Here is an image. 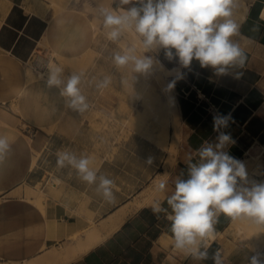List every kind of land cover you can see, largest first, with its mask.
<instances>
[{"label":"crops","instance_id":"obj_1","mask_svg":"<svg viewBox=\"0 0 264 264\" xmlns=\"http://www.w3.org/2000/svg\"><path fill=\"white\" fill-rule=\"evenodd\" d=\"M23 1L0 0V106L6 107L5 112L9 114L0 113V138L10 145V152L0 162V261L6 263L25 262L38 256L51 243L84 229L87 219L77 213L82 198L91 199L87 211L92 212L93 205L97 211L102 210L105 197H93V190L101 183L102 175H116L119 181L111 185L113 192L124 187L123 175L130 174L125 166L104 173L105 167L115 166L104 159L94 171L96 180L88 184L77 169L71 167L66 175H53L63 179L62 187L56 189L54 186L55 190L45 188V211L27 199L24 193L14 194L18 188L23 191L26 186L36 188L43 181L41 159L37 158L35 168L31 169L35 153L39 155L49 147L56 149L61 140L62 143L66 142L65 139L72 141L78 133L77 124L67 111L66 97L61 95L63 88L60 85L49 87L48 78L27 82L26 63H32L36 58L35 51L41 42L47 44L42 59L52 52L63 57H78L91 49L94 35L91 19L81 10L66 8L53 14L46 6L31 4L33 11L28 12ZM243 2L245 7L243 4L236 7L233 17L240 26L239 35L233 40L246 54L243 67L230 66L226 74L217 75L214 69L202 68L197 61L184 68L178 64V58L170 61L163 55L168 65L159 58L167 67L181 68V73L173 79L185 132L173 170L166 179V190L159 200L166 211L156 214L152 211L153 204L144 205L119 231L81 258L80 264L196 262L191 255L185 257L173 245L166 247L160 242L166 236L172 238L167 219L171 209L166 197L173 192L177 179L188 177L187 156L191 155V163H198V149L204 142L213 146L218 143L219 132L213 131L217 115L230 114L232 117L221 131L230 134L235 141L223 149L235 159H242L247 152L257 153L256 142L264 143V0ZM135 3L137 0H131L128 5L112 0L118 12ZM161 53L158 52L160 56ZM14 119H18L21 126ZM50 127H54L52 133L44 131ZM150 178L151 175L147 179ZM248 180L264 182V176L248 177ZM129 197L121 199L104 214L108 215L132 201L127 200ZM154 199L155 194L148 203H154ZM237 222L220 214L215 225V240L209 241V258L197 260L199 264H214L211 256L218 248L224 264H250L254 250L264 252V245L253 248V241L235 231ZM54 224L57 231L49 236V227ZM221 235L224 237L222 241ZM231 239L238 244H231ZM214 243L218 248L212 247ZM201 250H204L203 246Z\"/></svg>","mask_w":264,"mask_h":264},{"label":"clouds","instance_id":"obj_2","mask_svg":"<svg viewBox=\"0 0 264 264\" xmlns=\"http://www.w3.org/2000/svg\"><path fill=\"white\" fill-rule=\"evenodd\" d=\"M130 2L120 0L123 5ZM236 3L237 0H137V3L119 12L101 8L100 13L104 28L111 29L107 33L110 40H118L125 29H134L142 38L140 45L145 52L162 51L170 61L178 57L179 64L184 68L197 61L202 68L210 67L221 75L226 74L230 66L243 67L246 59L240 44L233 40L239 35L240 27L233 18ZM113 59L119 67L133 62L137 73H147L154 65L153 59L147 55L137 57L117 53ZM61 72L59 67L50 71L47 80L49 87L62 83L59 79ZM109 82L106 78L99 87H107ZM79 84L80 76L72 75L61 95L70 98L65 101L66 107L83 113L89 104L81 94ZM174 84L175 81L169 83L168 89L171 90ZM231 120L230 114L214 117L213 131L219 132L218 143L213 146L204 142L198 149V163H191V155L187 156L188 177L177 179L173 192L166 197L171 209L167 219L170 221L173 246L185 257L191 255L197 260L209 258L207 249L211 247L209 241L215 240V225L220 214L234 221L248 220L264 230V182L249 181L245 164L223 150L235 144L230 134L221 131ZM9 152L10 145L0 138V162ZM57 157L58 166L63 167L67 161L88 184L96 180V173L89 169V158L77 160L67 151L58 152ZM145 163L151 166L152 158ZM112 184V180H101L104 196L109 203L114 200ZM166 187L167 181L162 179L156 185V190L165 192ZM152 211L159 214L166 210L159 201H155ZM211 258L214 264H224L219 248ZM250 264H264V252L254 250Z\"/></svg>","mask_w":264,"mask_h":264},{"label":"rangeland","instance_id":"obj_3","mask_svg":"<svg viewBox=\"0 0 264 264\" xmlns=\"http://www.w3.org/2000/svg\"><path fill=\"white\" fill-rule=\"evenodd\" d=\"M26 1L29 2V5L35 4L36 7L39 5L46 6V8L51 11V0ZM80 1L81 2H79V4H73L68 9L83 11L92 22V14L91 12L85 11L84 5L95 8L96 1ZM237 2L238 3L236 4L238 5H236V7H239L240 4H243V8L245 7L243 0H237ZM235 8L234 10H236ZM103 26L104 25L102 22L99 26V29L96 30L94 28L93 31L94 35L91 50L94 51V59L91 65L82 72L72 70L68 67L61 68L62 72L59 74V79L62 81V83L60 86L64 89L68 79L72 75H79L80 84L78 87L81 94L85 96L86 102L89 104V108L85 112L80 113L79 111L67 107V111L71 114L75 123L77 124L78 133L72 141L65 139L66 142L62 143L63 140H61L56 149L49 147L43 153L37 155V158L41 159L42 162V165H40V171L44 177L43 181L37 184L36 188L31 187L32 189L41 191L43 194H45L46 190H55V187L57 186L54 187L50 184L46 185L48 176L50 174L66 175L67 172L70 171V168L73 166L67 161H65L63 167L57 165L58 152L67 151L71 155H74L77 160L83 157L89 158L91 161L89 164V169L91 171L98 170L104 159L107 161L106 163L109 162V165H111L110 162L115 164V166L111 165L105 167L103 170L104 173H111L112 169L116 170L118 169L117 167L122 168L125 166L126 171L130 174L123 175V181H125V185L122 189H119V191L113 190L114 200L112 203H109L108 198L104 196V189L101 187V183H99L97 188L93 190V197L95 199L105 197V204L102 210L97 211L93 205V207H91L93 211H87L86 206L89 205L91 199L90 197L86 196L82 198L83 200L80 203L77 213L79 215H84L87 219L85 221L86 225L84 229L97 224L98 221H100L106 215L104 214V211H108L109 208L127 196H130L127 200L134 201L141 198L142 195L146 194L147 192L151 191L155 194L156 199L154 200L159 201L163 196V192H158L156 190V185L160 180H162V177L166 176L165 174L167 171L170 173L173 170V168L169 170V168L167 169L164 166L167 156L166 153L156 146L154 142L145 139L142 135L135 132L129 126L128 121L130 118H134L136 115H138V120L140 118H144L145 115L148 117L150 116L151 119L156 118L158 114L160 115L158 108L163 102L161 93L164 96L165 88L159 81L157 72L153 71L152 69H150L147 73H137L134 71V63L131 61L123 67L117 66L113 59L117 53L121 55L128 53L129 55H135L137 57L141 56L136 50L129 52L128 50L132 48L122 45L121 38L116 41L110 40L107 36V33L105 31L102 32ZM149 52L150 54L147 56H150L152 59L160 58L158 50H151ZM49 56L50 55H48V57ZM48 57L41 59L45 61L48 59ZM177 58L178 57L174 58V60ZM106 78L110 81L107 87H99V85ZM173 81H175L173 77L170 78V82L172 83ZM172 90L177 98L178 93L176 87L174 86ZM158 99L161 100L159 101ZM5 110L6 107L0 106L1 115L5 114L9 116ZM14 120L17 125L21 126V122L18 119ZM183 128L184 124L182 122L181 135H185ZM260 151L261 147H259L258 152ZM258 152L253 155H257ZM148 158H152L153 160L151 166L145 163ZM150 175L152 178L147 179ZM102 176L103 178L112 180L113 182L119 181L116 178V175L107 174ZM60 186L63 185H59L58 187L60 188ZM25 189L26 187L23 191L22 188L23 193L25 192ZM147 204L153 203L150 202ZM73 214L75 215V213ZM84 229L80 231H74L72 235L80 233ZM69 238H71V236H67L62 240H57L45 248L60 246ZM220 241H222V239ZM231 244L238 243L231 239ZM218 245L220 244L218 243ZM23 263L25 262L6 263L0 261V264ZM80 263L81 260H77L71 264Z\"/></svg>","mask_w":264,"mask_h":264},{"label":"bare ground","instance_id":"obj_4","mask_svg":"<svg viewBox=\"0 0 264 264\" xmlns=\"http://www.w3.org/2000/svg\"><path fill=\"white\" fill-rule=\"evenodd\" d=\"M96 6L95 8L84 5L85 11L91 12L92 14V23L96 30L99 29L100 24L103 22V16L100 13L101 8H110L117 11L112 5V0H95ZM80 0H51L50 1V9L51 12L56 13L57 11L68 9L73 4H79ZM23 7L26 11L32 12V8L29 5V2L24 0ZM118 12V11H117ZM52 14V13H51ZM264 17V13H263ZM103 31L108 33L111 29H106L104 26L102 27ZM99 32V31H98ZM101 32V31H100ZM122 39L121 43L124 46L135 49L140 56L148 55L150 52H145L141 45L140 41L142 40L138 34L135 33L134 29H125L120 36ZM47 48V44L41 42L40 45L36 49L35 57L40 58L42 55V51ZM48 59L44 61V69H34V66L31 62L26 63V77L27 82H31L40 78H48V74L50 71L55 70L57 67H68L72 70L82 72L87 69L88 66L91 65L94 59V51L89 50L86 53L70 58L63 57L54 52L49 54ZM154 65L152 70L157 72L159 81L165 88L163 102L158 108L160 115L154 119H151L150 116H144V118H140L138 120V115L134 118H130L129 126L137 133L142 135L145 139L150 140L155 143L162 151L166 153L165 167L171 170L178 157L179 149L181 144L183 143V138L181 135L182 131V119H181V109L179 102L173 92V90L168 89V85L170 82V78L178 76L181 73V68H171L165 66L160 59H153ZM41 73H43V77H41ZM160 97V98H162ZM165 98V99H164ZM70 98L66 97V100ZM159 101L161 99H158ZM161 103V102H158ZM154 104V103H153ZM157 104V103H156ZM155 104V105H156ZM15 107V106H14ZM144 113V112H143ZM143 117V116H142ZM153 117V116H151ZM54 127L44 128V131L47 133H52ZM261 147V151L258 152L257 155H253L250 152H247L246 156L240 161H242L248 172V177L255 179L257 177L264 176V143L256 142L255 144ZM37 153L33 156V162L31 169H34L37 162ZM166 176L169 175V171L166 172ZM166 176L162 177V179L166 180ZM166 177V178H165ZM160 178V177H159ZM63 180V179H62ZM59 178L55 179V182L58 185H63L64 181ZM156 180V179H155ZM158 184V183H157ZM58 187V186H57ZM56 187V189H57ZM62 187V186H60ZM153 187V186H152ZM59 188V187H58ZM151 189V188H150ZM149 190V189H148ZM147 190V191H148ZM153 191V190H152ZM156 191V190H155ZM14 194L22 195V188H18ZM24 195L27 199L32 200L36 203L43 211H45L44 202L45 197L41 191L37 189H32L30 186H26ZM153 192H147L142 195L141 198L136 199L134 201H129L118 209L110 212L97 224L92 225L86 229H84L80 233L71 234V238H69L65 243L60 246L53 248H45L41 255L35 256L23 264H71L77 260L83 258L90 251L101 245L108 238L114 235L117 231H119L122 226L126 223L128 218L133 215L136 211H138L141 207L146 205L149 200L153 197ZM61 198V197H60ZM60 200V199H59ZM58 200V201H59ZM238 225L236 226L235 231L239 234H244V237L253 241L255 247H261L264 245V230L257 228L254 224H252L248 220H238ZM57 231V225H50L49 227V236H52L53 233ZM80 231V230H79ZM220 239H224L221 235ZM164 246L169 247L174 244L173 238L166 236L160 241ZM199 264L196 260L195 263Z\"/></svg>","mask_w":264,"mask_h":264},{"label":"built area","instance_id":"obj_5","mask_svg":"<svg viewBox=\"0 0 264 264\" xmlns=\"http://www.w3.org/2000/svg\"><path fill=\"white\" fill-rule=\"evenodd\" d=\"M32 65L34 66V69H42L44 68V61L41 59V58H35L33 61H32ZM56 178H59L57 176H53V175H49L47 180H46V185L50 184L52 186H59L56 182H55V179ZM60 179V178H59Z\"/></svg>","mask_w":264,"mask_h":264},{"label":"trees","instance_id":"obj_6","mask_svg":"<svg viewBox=\"0 0 264 264\" xmlns=\"http://www.w3.org/2000/svg\"><path fill=\"white\" fill-rule=\"evenodd\" d=\"M163 52L161 53L160 59L166 64L168 65V62L165 60V58L163 57ZM211 248V247H210Z\"/></svg>","mask_w":264,"mask_h":264},{"label":"water","instance_id":"obj_7","mask_svg":"<svg viewBox=\"0 0 264 264\" xmlns=\"http://www.w3.org/2000/svg\"><path fill=\"white\" fill-rule=\"evenodd\" d=\"M212 247H213V248H218L217 243H214V244L212 245Z\"/></svg>","mask_w":264,"mask_h":264}]
</instances>
